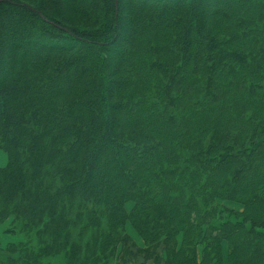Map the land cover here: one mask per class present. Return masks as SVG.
<instances>
[{
    "label": "trees",
    "instance_id": "1",
    "mask_svg": "<svg viewBox=\"0 0 264 264\" xmlns=\"http://www.w3.org/2000/svg\"><path fill=\"white\" fill-rule=\"evenodd\" d=\"M0 148V264H264V0H0Z\"/></svg>",
    "mask_w": 264,
    "mask_h": 264
},
{
    "label": "rangeland",
    "instance_id": "2",
    "mask_svg": "<svg viewBox=\"0 0 264 264\" xmlns=\"http://www.w3.org/2000/svg\"><path fill=\"white\" fill-rule=\"evenodd\" d=\"M68 13L73 18L75 23H79V22L83 23V18H82L81 15L73 13L72 11H69ZM121 16L123 18L127 17L126 13H125V8H124V4L123 3H122ZM123 36H124V34L121 35V38ZM117 42H116V44H117ZM109 50H110V53L106 52L107 55L110 58L114 57V51L116 50V47L112 46V44H111L110 47H109ZM115 99H117V96H116ZM114 104H115V106L117 108L118 103L115 101ZM7 162H8V155H7V153L4 150H2L0 148V166H5L7 164ZM223 203H225L227 205V207H229V208H235V209H241V210L244 209L243 205L239 204L238 202L223 201ZM134 205H135V202H133V201H129L128 202L127 207L129 209V211H131L133 209ZM8 222L9 221H7V223H5L4 225H0V244L2 242V244L4 246L7 245L10 241H13V236H11L10 234L5 233V231H4L5 227H7L6 225L8 224ZM126 228H127V231L130 233V235L135 239V241L138 244H140L142 246L145 245V241H144L143 236H141L140 232L136 229V227L131 222H127ZM51 259L53 261L51 264H62L61 262H62L63 258L53 256V257H51Z\"/></svg>",
    "mask_w": 264,
    "mask_h": 264
}]
</instances>
